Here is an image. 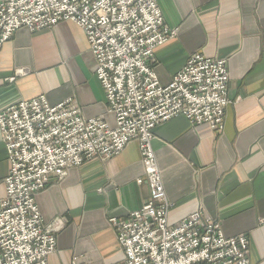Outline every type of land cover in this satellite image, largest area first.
<instances>
[{"label": "crops", "instance_id": "crops-1", "mask_svg": "<svg viewBox=\"0 0 264 264\" xmlns=\"http://www.w3.org/2000/svg\"><path fill=\"white\" fill-rule=\"evenodd\" d=\"M175 34L154 50L153 70L168 83L195 53L224 59L227 95L220 133L182 116L157 124L151 147L167 200L169 224L201 209L225 236L244 234L250 264H264V0H156ZM13 78V79H11ZM44 95L71 97L85 118L103 116L104 91L83 30L62 21L35 32L17 30L0 45V111ZM9 171L0 139V199ZM136 141L107 159L92 158L49 179L35 195L44 225L58 226L48 264H114L122 257L112 218L147 200Z\"/></svg>", "mask_w": 264, "mask_h": 264}, {"label": "built area", "instance_id": "built-area-1", "mask_svg": "<svg viewBox=\"0 0 264 264\" xmlns=\"http://www.w3.org/2000/svg\"><path fill=\"white\" fill-rule=\"evenodd\" d=\"M79 26L105 95L103 116L85 118L69 97L49 104L44 95L0 111V139L9 171L0 199V264H48L56 228L44 225L35 195L69 168L119 154L138 143L147 200L124 218L110 219L121 259L114 264H250L244 234L225 236L220 223L197 209L169 224L151 139L153 128L182 116L191 125L223 130L226 61L190 55L166 84L153 70L154 50L175 30L162 19L156 0H0V45L19 29L35 32L62 22ZM13 79V78H11ZM71 264H81L73 258Z\"/></svg>", "mask_w": 264, "mask_h": 264}, {"label": "rangeland", "instance_id": "rangeland-1", "mask_svg": "<svg viewBox=\"0 0 264 264\" xmlns=\"http://www.w3.org/2000/svg\"><path fill=\"white\" fill-rule=\"evenodd\" d=\"M73 100H74V99H73ZM55 228H56V231H57V230H58V228H59V225H58V226H56Z\"/></svg>", "mask_w": 264, "mask_h": 264}]
</instances>
